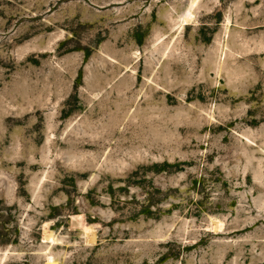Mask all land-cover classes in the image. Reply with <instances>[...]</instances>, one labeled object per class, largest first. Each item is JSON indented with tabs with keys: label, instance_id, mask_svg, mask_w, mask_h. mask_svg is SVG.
Listing matches in <instances>:
<instances>
[{
	"label": "rangeland",
	"instance_id": "1",
	"mask_svg": "<svg viewBox=\"0 0 264 264\" xmlns=\"http://www.w3.org/2000/svg\"><path fill=\"white\" fill-rule=\"evenodd\" d=\"M0 264H264V0H0Z\"/></svg>",
	"mask_w": 264,
	"mask_h": 264
},
{
	"label": "bare ground",
	"instance_id": "2",
	"mask_svg": "<svg viewBox=\"0 0 264 264\" xmlns=\"http://www.w3.org/2000/svg\"><path fill=\"white\" fill-rule=\"evenodd\" d=\"M191 7H192V5H190L189 6V8L188 9H186L187 10V12H185L184 14H182L183 15V21L185 22V21H188L189 22V20H191L190 19V9H191ZM181 17H179V19H181ZM180 21V20H179ZM187 23V22H186ZM177 24V23H176ZM183 24V23H182ZM215 225H216V223H215ZM216 227V226H215ZM218 227V226H217ZM45 229V228H44ZM87 229V228H86ZM86 229H84V230H86ZM218 229H219V227H218ZM88 230H89V228H88ZM214 230V229H213ZM217 230V229H216ZM46 231H48V230H46ZM44 232V231H43ZM49 232V231H48ZM52 232V231H51ZM45 233V236H43V237H45L44 239H49V240H53V234L52 233ZM90 232H92V231H90ZM44 234V233H43ZM85 234H87V233H85ZM89 234V233H88ZM85 236V235H84ZM42 237V238H43ZM87 237V236H86ZM90 237V234L88 235V238ZM90 240V239H89ZM93 240V239H92ZM55 241V240H54ZM57 242V241H56ZM85 243H86V241H85ZM91 243V242H90ZM89 244V243H88Z\"/></svg>",
	"mask_w": 264,
	"mask_h": 264
}]
</instances>
